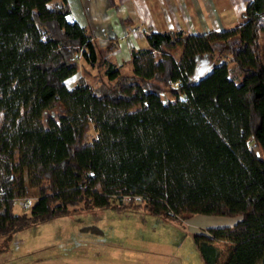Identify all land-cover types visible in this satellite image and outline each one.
I'll return each instance as SVG.
<instances>
[{
    "label": "trees",
    "instance_id": "1",
    "mask_svg": "<svg viewBox=\"0 0 264 264\" xmlns=\"http://www.w3.org/2000/svg\"><path fill=\"white\" fill-rule=\"evenodd\" d=\"M241 20L148 31L117 65L67 0H0V251L57 216L130 206L183 226L240 215L193 233L199 256L264 264V0Z\"/></svg>",
    "mask_w": 264,
    "mask_h": 264
},
{
    "label": "rangeland",
    "instance_id": "2",
    "mask_svg": "<svg viewBox=\"0 0 264 264\" xmlns=\"http://www.w3.org/2000/svg\"><path fill=\"white\" fill-rule=\"evenodd\" d=\"M259 41H264V32ZM179 52H175L176 57ZM80 75L78 71L66 84L73 86ZM37 195L32 187L28 196L15 201L14 212H28ZM194 217H201L198 220L204 224L217 223L221 218ZM222 217L233 224L240 219V215ZM192 233L188 224L146 215L130 206L81 209L15 233L7 249L0 251V264H204ZM221 250L218 264H223L228 247L223 245Z\"/></svg>",
    "mask_w": 264,
    "mask_h": 264
},
{
    "label": "crops",
    "instance_id": "3",
    "mask_svg": "<svg viewBox=\"0 0 264 264\" xmlns=\"http://www.w3.org/2000/svg\"><path fill=\"white\" fill-rule=\"evenodd\" d=\"M248 1L67 0V3L71 18L87 28L100 47L106 50L108 59L121 65L129 62L133 49L147 47L146 32L180 30L185 34H203L230 29L242 22L241 14ZM123 70H128V66L125 65ZM199 218L192 216L185 221L189 232L205 233L200 230L201 226L205 230L212 226L234 225L224 221V217L212 224H204ZM211 219L206 220L209 222Z\"/></svg>",
    "mask_w": 264,
    "mask_h": 264
}]
</instances>
